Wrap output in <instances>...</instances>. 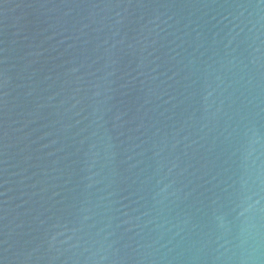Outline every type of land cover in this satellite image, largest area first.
<instances>
[{"label":"water","instance_id":"water-1","mask_svg":"<svg viewBox=\"0 0 264 264\" xmlns=\"http://www.w3.org/2000/svg\"><path fill=\"white\" fill-rule=\"evenodd\" d=\"M0 264H264V0H0Z\"/></svg>","mask_w":264,"mask_h":264}]
</instances>
